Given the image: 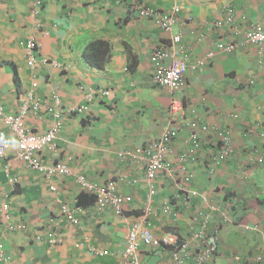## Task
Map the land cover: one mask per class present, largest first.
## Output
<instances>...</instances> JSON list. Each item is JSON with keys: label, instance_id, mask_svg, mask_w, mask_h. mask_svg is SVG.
<instances>
[{"label": "crops", "instance_id": "0c3cea01", "mask_svg": "<svg viewBox=\"0 0 264 264\" xmlns=\"http://www.w3.org/2000/svg\"><path fill=\"white\" fill-rule=\"evenodd\" d=\"M125 1L128 0H44L41 12L33 15V0H0V104L7 112H17L20 91H30L32 81L37 79L35 98L52 99L57 95L65 107L89 106V111L71 114L64 120L55 146L44 152L50 161H64L69 168L64 177L55 176V180L65 182L58 192L49 188L41 173L15 157L16 136L0 118V131L13 144L7 156L0 158V243L5 251V262L0 264H132L123 257L125 236L149 191L144 164L122 159L118 153L161 133L173 94L153 84L150 59L156 47L170 45L171 35L153 20L129 13ZM145 1L162 10L180 5L181 13L172 32L182 33L177 46L186 47L189 63L214 48L219 40L231 38V30L225 25L210 32L205 40L198 39L199 30L209 21L227 17L228 6L236 10L234 25L240 33L235 39L239 40L264 13V0ZM188 16H193V21L184 24ZM30 37L40 44L38 55L57 59L66 68L51 64L29 66L26 43ZM94 39L111 44V56L103 69L84 57L86 45ZM258 59L252 45L231 54L219 51L202 70L188 71L182 91L185 105H194L200 119L229 128L233 137V154L214 174L209 172L210 151L218 149L214 137H205L197 160L189 164L194 177L187 188L208 197L207 201L195 202L201 208L208 210L210 203L234 197V222L217 227L218 215H213L210 225L219 237L217 254L209 264H245L244 258L253 256L264 243V138L260 135L264 133V59L262 63ZM102 89H110V93L105 95ZM233 113L238 116L233 117ZM51 123L52 117L46 113L27 118L28 126L36 132L46 131ZM251 128L256 129V135L247 134ZM185 136L183 133L177 137L178 150L185 148ZM7 166L16 178L14 185L8 181ZM79 174L98 182L121 176L126 181L121 190L133 196L125 217L112 208L99 210L95 200L76 183ZM130 179L138 182L129 185ZM159 182L154 206L175 197L178 216L172 213L153 217L154 232L174 230L187 234L190 213L181 202L177 186L169 179ZM64 198H77L84 207L78 215L79 224L51 220L58 218L60 199ZM5 201L12 220L25 223V229L11 231L7 227L2 207ZM244 224H257L260 230H248ZM51 233L63 241L50 243ZM98 248L108 253L100 255ZM168 261L167 250L160 248L145 250L140 257V264Z\"/></svg>", "mask_w": 264, "mask_h": 264}, {"label": "built area", "instance_id": "2783aa9c", "mask_svg": "<svg viewBox=\"0 0 264 264\" xmlns=\"http://www.w3.org/2000/svg\"><path fill=\"white\" fill-rule=\"evenodd\" d=\"M110 2L112 0H104ZM42 0H33L32 14L36 15L40 12ZM128 12L138 15L139 17H147L153 20L156 25L171 35V43L169 46L157 47L151 55L152 81L159 87L166 88L173 94L171 99L168 114L171 126L166 128L162 134L151 140L146 145L138 146L133 152L121 153L122 159H130L132 161L141 162L145 165L144 180L147 184L149 193L147 199L142 206L140 215L129 223V228L125 239V249L123 257L126 261L132 264H140V257L143 250L152 251L156 249H165L169 255V261L163 264H209L214 257L213 245L211 246L207 228L213 220V215L217 213L216 226L225 225L234 222L233 210L234 201L230 197H225L222 203H210L208 210L201 208L195 204V199L207 201L208 197L198 190L187 188V184L191 183L194 173L191 171L189 164L195 162L199 152L202 149V141L204 137H209L212 134L217 136L218 149L210 151L212 154L209 172H215L218 165L231 157L233 154V140L229 129H221L216 125H209L200 118L186 124L185 114L187 112L196 113L195 106L184 108L183 89L187 84V73L189 70H202L207 63L220 51L227 54L233 53L236 49L252 45L257 49L259 63L264 59V13L261 18L249 25L244 30L242 40L235 39L240 33V29L235 27L236 10L232 6L227 7V17L214 19L209 21L204 28L199 30V40H205L213 30L222 29L225 25L231 30V38L228 40H219L215 43V47L208 48L194 62L187 61L186 47L177 44L181 42V32L174 34L173 26L178 21L181 13L179 4L173 5L169 10H160L148 6L143 0H128L125 1ZM193 21V16H188L183 20L184 24ZM37 48V43L33 38L28 40V51L30 58L28 63L35 67L37 65L51 64L60 66V63L42 56H34L33 50ZM37 86V82H33V87ZM180 94L179 96H176ZM21 106L16 114H5L4 108L0 105V116H3L4 121L18 136L17 141V158L28 164L31 168L39 169L45 176L51 177L56 173H67L68 167L63 162L49 163L42 154V149L58 136L64 114L71 113L76 110H83L85 106L63 107L61 100L55 97L52 104L46 103L44 108L52 112L55 116V121L44 133L31 132L26 126V120L30 111L39 110L42 103L35 101L34 107L30 110L29 99H34L33 90L27 94H21ZM34 103V102H33ZM237 117L236 113L232 114ZM196 118V117H194ZM190 121V120H189ZM184 127L189 128L188 137L184 139L185 148L178 150L175 137L178 132ZM250 135H256V129L251 128L247 132ZM264 138V133H260ZM8 141L0 134V156L6 155ZM174 160H171L170 157ZM262 162V158H258ZM9 176V171L7 169ZM10 177V176H9ZM163 177L170 178L175 182L177 189L181 193V202L186 206L190 213V229L187 234L182 235L174 230H162L160 233H155L153 229V217L158 215H171L172 213L178 216V210H174L175 203L170 199L163 200L158 207L154 206V197L158 192L157 181ZM180 177V178H179ZM179 178V179H178ZM11 181L13 177L9 178ZM82 189L93 193L96 197L98 208H112L117 213H122L125 207L131 206L133 196L121 190L122 182H126L121 176L117 178H109L104 182L90 180L86 175H79L77 178ZM138 182V179L128 180V184ZM222 192L227 195L225 190ZM61 212L58 218L51 220H66L70 223L79 224V214L83 212V208L77 205L76 202L70 200L61 201ZM3 213L6 218L5 224L11 231H20L27 227L24 223H17L12 220V215L9 211V203H3ZM195 224V227H193ZM197 224V225H196ZM246 229L259 231L258 225L244 224ZM214 239L217 240L218 231L214 230ZM48 241L50 243L62 242L63 239L57 234H49ZM78 246L80 245L77 244ZM168 246V248L166 247ZM3 245L0 243V250ZM100 255H105L108 250L98 248ZM5 258L3 253H0V260ZM264 264V243L261 249L249 259L248 264Z\"/></svg>", "mask_w": 264, "mask_h": 264}, {"label": "clouds", "instance_id": "9594fccd", "mask_svg": "<svg viewBox=\"0 0 264 264\" xmlns=\"http://www.w3.org/2000/svg\"><path fill=\"white\" fill-rule=\"evenodd\" d=\"M43 2H42V6H41V9H40V12H41V10L43 9V6H44V0H42ZM104 1V0H103ZM144 2H145V4L146 5H148V6H150L149 4H147V2L145 1V0H143ZM123 2V1H122ZM127 7V6H126ZM151 7H153V6H151ZM173 7V6H172ZM153 8H155V7H153ZM156 9H158V8H156ZM160 10H162V9H160ZM167 10H169V9H167ZM32 12V11H31ZM39 12V13H40ZM38 13V14H39ZM38 14H36V15H38ZM176 24V23H175ZM174 27V26H173ZM30 38H33L34 39V41L37 43V48L36 49H34L33 50V53H34V56H37V57H42V56H45V57H47V58H49L51 61H53V60H55V61H57L58 63H60V66H58V67H61V68H66L65 67V64L63 65V63L61 62V61H59V60H57V59H52L51 57H49V56H47V55H38L37 54V52L39 51V49H40V44L35 40V38L34 37H30ZM30 38H28L27 39V43H26V52H27V56H28V58H27V64L29 65V66H31L29 63H28V61H29V58H30V53H29V51H28V40L30 39ZM157 48V47H156ZM152 55V54H151ZM150 59H151V57H150ZM209 63V62H208ZM44 65H47V64H44ZM37 66H40V65H37ZM37 66H35V67H37ZM53 66V65H52ZM32 67V66H31ZM34 67V68H35ZM54 67H56V66H54ZM37 82V86H38V81H37V79H35V80H33L32 81V89L31 90H33L34 88H36V87H33V82ZM153 82V81H152ZM154 84V83H153ZM155 85V84H154ZM155 86H157V85H155ZM157 87H159V86H157ZM160 88H163V87H160ZM163 89H166V88H163ZM27 92L28 91H25V92H22V91H20V93H19V101H20V105H19V108H18V111H19V109H20V106H21V99H20V97H21V94H27ZM102 93H104L105 95H107L108 93H110V89H102ZM33 94H34V90H33ZM55 97H58L57 95H53V98L52 99H50L49 97H47V98H35V96H34V99H29V103H30V110L32 109V107H34V105H35V101H39L40 102V104L42 103V105H41V107L39 108V110L38 111H34V110H32V111H30V114H29V116L31 115V114H35V115H40V114H42V113H46V114H48V115H51V117H52V123H54V119H55V116H54V114L52 113V112H49V110H46L45 108H44V105L46 104V103H49V104H52L53 102H54V100H55ZM174 96H172L171 97V99L173 98ZM59 98V97H58ZM183 98V97H182ZM60 99V98H59ZM61 100V99H60ZM34 102V103H33ZM61 102H62V104H63V107H65V105H64V103H63V101L61 100ZM170 102H171V100H170ZM183 103H184V108H189V107H187L186 105H185V100L183 99ZM34 104V105H33ZM3 108H4V113L5 114H16V113H18V111L17 112H15V113H12V112H7V110H6V107H4V105H2V104H0ZM170 105V104H169ZM72 106H85V108L83 109V110H81V111H79V110H76V111H73V112H71V113H68V115L67 114H64V117H63V120H62V127H63V123H64V120L68 117V116H70L71 114H79V113H85V112H87V111H89V106L88 105H78V104H76V105H71V106H69V107H72ZM193 106V105H192ZM67 108V107H66ZM168 109H169V106H168ZM168 109H167V113H168ZM28 116V117H29ZM185 122H186V124H188V123H191L192 121H195L197 118H199L198 116H194L193 115V113H190V112H187V115L185 114ZM194 117H196V118H194ZM0 118L2 119V121H3V123L5 124V126H6V128H8L9 130H11L13 133H14V131L10 128V126L9 125H7L6 123H5V121H4V117L3 116H0ZM190 120V121H189ZM52 123H51V125H52ZM207 124H209V123H207ZM50 125V126H51ZM210 125V124H209ZM26 126H27V128L31 131V132H34V133H44V132H46L48 129H49V127H48V129L46 130V131H44V132H36V131H33L29 126H28V124H27V120H26ZM169 126H171V122H170V119H169V114H168V119H167V123H166V125H165V127L163 128V130L161 131V133L159 134V135H157L156 137H154L153 139H155V138H157V137H159L161 134H162V132L164 131V130H166V128H168ZM216 126H218V125H216ZM62 127H61V130H60V132L62 131ZM218 127H220L221 129H225L224 127H221V126H218ZM226 129H229V128H226ZM230 130V129H229ZM189 128H187V127H184L183 126V128L178 132V134L176 135V137H175V140H177V137L180 135V134H183V133H186V136H185V138H187L188 137V134H189ZM60 132H59V134H58V136L52 141V143H49V144H47L43 149H42V151H41V154H42V156H43V158L47 161V162H49V163H55V162H63V163H65L64 161H50L47 157H45L44 156V152H45V150L47 149V148H50V147H54L55 146V142H56V140H57V138L59 137V135H60ZM3 134V137L8 141V143H9V146H8V148H7V152H6V155H4V156H0V158L1 157H5V156H7V154H8V150H9V148L13 145L12 144V142L10 141V139L6 136V134H5V132L4 131H0V134ZM15 134V136H16V141H15V144H14V146L16 147V151H17V141H18V136L16 135V133H14ZM231 136H232V133H231ZM209 137H214L215 138V142L217 143V145H218V142H217V136L215 135V134H212V135H210ZM184 138V139H185ZM207 138V137H206ZM153 139H151V140H153ZM204 139H205V137H204ZM151 140L150 141H148V142H146V143H144V144H141V145H146L147 143H149V142H151ZM232 140H233V137H232ZM176 142V141H175ZM141 145H138V146H141ZM138 146H135L134 148H132V149H126V150H123V151H121V152H119L118 153V155H119V157L121 158V153H125V152H130V151H134ZM218 147H219V145H218ZM17 153L15 152V157L17 158V155H16ZM18 159V158H17ZM170 159L171 160H174V158L171 156L170 157ZM19 160V159H18ZM24 163V162H23ZM26 164V163H25ZM66 164V163H65ZM27 166H28V164H26ZM67 165V164H66ZM219 166V165H218ZM29 167V166H28ZM68 167V166H67ZM144 167H145V165H144ZM29 168H31V167H29ZM218 168V167H217ZM216 168V169H217ZM7 169H8V171H9V176L10 177H13L12 175H11V172H10V167L9 166H7ZM7 169H6V174H7V178H8V181H9V183L11 184V185H14L15 184V182H16V178L15 177H13V180L11 181L9 178V176H8V173H7ZM32 169H35V170H37L39 173H41L42 174V176L45 178V180L47 181V183H48V186H49V188L53 191V192H58L59 190H61L62 189V185L65 183L64 182V180L63 179H59V180H55V176H60V177H64L68 172H69V168H68V172L67 173H56V174H54L53 176H51V177H47V176H45L39 169H36V168H32ZM210 171V170H209ZM145 173H146V171H145ZM210 174H214V172L213 173H210ZM79 175H81V174H79ZM79 175H77L76 176V179H75V181H76V183L78 184V186L80 187V185H79V182L77 181V178H78V176ZM84 175V174H83ZM180 178V177H179ZM178 178V179H179ZM163 179H169L171 182H173L174 184H175V182L174 181H172L170 178H167V177H163V178H161L160 180H158L157 181V188H158V191H159V187H160V182L159 181H161V180H163ZM145 181V180H144ZM191 183H192V181H191ZM190 184V183H189ZM80 190H82L83 192H88V193H90V194H92V195H94L93 193H91V192H89V191H86V190H84V189H82L81 187H80ZM193 190H195V189H193ZM149 191V190H148ZM158 193V192H157ZM177 193H178V195L182 198V196H181V193H180V191L177 189ZM201 193V192H200ZM226 194L228 195V193L226 192ZM94 197H95V195H94ZM166 199H171L172 200V202L173 203H175V201H176V198L175 197H169V198H166ZM166 199H164V200H166ZM63 200H70V199H67V198H64V199H60V209H61V201H63ZM198 199H195V201L194 202H196ZM232 200L234 201V197H232ZM72 203L73 202H76V204L77 205H79L78 203H77V198H75V199H73V200H70ZM146 201V200H145ZM5 202H7V201H5ZM132 202H133V200H132ZM132 202L130 203L131 205H132ZM4 203V202H3ZM95 203H96V205H97V202H96V197H95ZM195 204H197V203H195ZM176 205H177V202L175 203V207H174V210H177L178 208L176 207ZM234 206H235V202H234V204H233ZM81 206V205H80ZM2 207H3V204H2ZM10 207V206H9ZM97 207H98V205H97ZM130 207L131 206H129L128 208L127 207H125L124 208V211L122 212V213H118L119 214V216H124L125 217V215H126V212H127V210L128 209H130ZM82 208H83V211H84V207L82 206ZM108 208H110V207H108ZM99 209V208H98ZM105 209H107V208H105ZM105 209H101V211L102 210H105ZM206 209V208H205ZM100 210V209H99ZM114 210V209H113ZM115 211V210H114ZM141 211H142V207H141ZM141 211H140V213H141ZM61 212V210H59V213ZM59 213H58V216H59ZM11 214V213H10ZM140 215V214H139ZM138 215V216H139ZM235 216V212H233V218H234V221L236 220V218L234 217ZM133 220H135V218L133 219ZM132 220V221H133ZM131 222V221H130ZM129 222V223H130ZM25 224V223H24ZM251 225H257V224H251ZM128 228H129V224H128ZM128 228H127V231H128ZM249 230V229H248ZM252 231H254V230H252ZM255 232H257V231H255ZM127 234V233H126ZM125 239H126V236H125ZM58 244L59 243H61V242H57ZM124 249H125V247H124ZM124 249H123V252H124ZM162 249V248H161ZM143 251H145V250H143ZM150 251V250H149ZM3 252H5L4 251V249L2 248L1 250H0V253H3ZM257 253V252H256ZM256 253H254V255L256 254ZM253 255V256H254ZM253 256H251V257H248V256H246L245 258H244V263L245 264H248V262H249V259H251ZM215 258V256L213 257V259ZM237 258V260H240L241 259V257H236ZM2 261H4L5 262V258L3 259V260H0V262H2ZM256 264V263H255Z\"/></svg>", "mask_w": 264, "mask_h": 264}, {"label": "trees", "instance_id": "16d2710c", "mask_svg": "<svg viewBox=\"0 0 264 264\" xmlns=\"http://www.w3.org/2000/svg\"><path fill=\"white\" fill-rule=\"evenodd\" d=\"M111 56V44L108 40L105 39H94L90 41L84 50V57L94 64L99 69L105 68V64L108 62L109 58ZM86 195L92 197L95 200L94 195L86 192ZM77 203L80 205L81 203L77 201ZM216 229H212L211 225L208 226V236L211 239L212 236L215 234L213 231ZM213 241L210 242L211 246L214 250V256L217 254L218 249V241L212 239ZM168 248V246H166Z\"/></svg>", "mask_w": 264, "mask_h": 264}, {"label": "bare ground", "instance_id": "6f19581e", "mask_svg": "<svg viewBox=\"0 0 264 264\" xmlns=\"http://www.w3.org/2000/svg\"><path fill=\"white\" fill-rule=\"evenodd\" d=\"M215 173V172H214Z\"/></svg>", "mask_w": 264, "mask_h": 264}]
</instances>
